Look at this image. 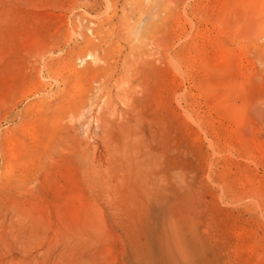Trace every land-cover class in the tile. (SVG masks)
Returning a JSON list of instances; mask_svg holds the SVG:
<instances>
[{
  "label": "rangeland",
  "instance_id": "1",
  "mask_svg": "<svg viewBox=\"0 0 264 264\" xmlns=\"http://www.w3.org/2000/svg\"><path fill=\"white\" fill-rule=\"evenodd\" d=\"M260 1L0 0V264H163L182 197L215 264H264Z\"/></svg>",
  "mask_w": 264,
  "mask_h": 264
},
{
  "label": "bare ground",
  "instance_id": "2",
  "mask_svg": "<svg viewBox=\"0 0 264 264\" xmlns=\"http://www.w3.org/2000/svg\"><path fill=\"white\" fill-rule=\"evenodd\" d=\"M256 1V0H255ZM260 3H262V6H261V9L264 10V0ZM259 3V4H260ZM261 11V10H260ZM259 11V12H260ZM262 12V11H261ZM264 13V11H263ZM262 13V15H263ZM261 14V13H260ZM263 22V20H262ZM261 23V22H260ZM125 26L128 30V34L131 38V40H134L135 41V44H134V50L135 51H139V48H140V38L139 36H137L134 32V27H132L129 23H125ZM263 29V28H262ZM84 74V73H83ZM121 89V88H120ZM129 91V89H128ZM127 92V90H126ZM131 92V91H129ZM118 94V93H117ZM225 96V95H224ZM125 97V96H123ZM127 97V96H126ZM150 125V123H149ZM154 129V128H153ZM150 133V131H149ZM154 133V132H153ZM127 137L129 136H126L124 139H126ZM133 138V136H132ZM159 139V138H158ZM140 140V139H139ZM138 140V141H139ZM143 140V139H142ZM151 141V139H150ZM140 142V141H139ZM129 143V141H128ZM152 143V142H151ZM122 144H123V141H122ZM134 144V143H133ZM141 144H144V142H142ZM124 145V144H123ZM131 146V145H130ZM138 146V145H137ZM122 147V146H121ZM124 147V146H123ZM136 147V146H135ZM137 148V147H136ZM124 149V148H123ZM134 149V147H133ZM122 150V149H121ZM136 150V149H135ZM123 151V150H122ZM141 151V150H140ZM140 154V153H139ZM137 155V154H136ZM121 157V156H120ZM139 157V156H138ZM145 157V156H144ZM114 158V156H113ZM117 158V157H116ZM131 158V156H130ZM122 160V159H121ZM132 160V159H131ZM125 161V160H123ZM130 161V160H129ZM121 165V164H120ZM145 165V164H144ZM128 166V165H127ZM160 166V164L158 165V167ZM125 167V166H124ZM162 167V166H161ZM184 167V166H183ZM140 168V167H139ZM160 168V167H159ZM172 168V167H171ZM188 169V167H187ZM191 169V168H190ZM174 170V169H173ZM122 171V170H121ZM133 171V170H132ZM147 171V170H146ZM152 171V170H151ZM180 171V170H179ZM134 172V171H133ZM171 172V171H170ZM182 172L183 169H182ZM120 172H118L119 174ZM148 173V172H147ZM163 173V172H161ZM121 174H123V172H121ZM153 174V173H152ZM151 174V175H152ZM159 174V171L157 172V175ZM168 174V173H167ZM183 174V173H182ZM156 175V176H157ZM160 175V174H159ZM169 175V174H168ZM187 175V174H186ZM126 176V175H125ZM124 176V177H125ZM132 176V175H131ZM181 176V174H180ZM185 176V175H184ZM191 176V174H190ZM127 177V176H126ZM162 177V176H161ZM186 177V176H185ZM132 178V177H131ZM160 178V177H159ZM122 179V178H121ZM120 179V180H121ZM127 179V178H126ZM166 179V177H165ZM183 180H186V179H183ZM123 181V180H122ZM167 181V180H166ZM158 182V181H157ZM162 182V181H161ZM185 182V181H184ZM187 182V181H186ZM121 183V182H120ZM123 183V182H122ZM156 183V182H155ZM167 183H170L169 181H167ZM119 184V183H118ZM122 185V184H121ZM130 185V184H129ZM172 185V183H171ZM124 186V185H122ZM147 186H150V185H147ZM146 186V187H147ZM119 187V186H118ZM162 188V185L160 186ZM166 188V187H165ZM154 189V188H153ZM164 189V187H163ZM168 189V188H167ZM172 189V187H171ZM160 191H158V195L157 197L159 198L160 197V193H161V190L162 189H158ZM178 190V189H177ZM176 190V191H177ZM130 191V190H129ZM133 191V190H132ZM192 191V190H191ZM118 192V191H117ZM136 193V192H135ZM134 193V195H136ZM153 193V192H152ZM175 193V192H174ZM173 193V194H174ZM177 193V192H176ZM128 194V193H127ZM126 194V195H127ZM131 194V193H130ZM115 195V194H114ZM133 195V196H134ZM163 195V194H162ZM130 196V195H129ZM128 196V197H129ZM132 196V197H133ZM142 196V195H141ZM152 196V195H150ZM167 196V195H166ZM199 196V195H198ZM131 197V196H130ZM129 197V198H130ZM131 197V198H132ZM136 197V196H135ZM143 197V196H142ZM118 198V197H116ZM139 198V197H138ZM191 198L194 199V197L192 196ZM119 199V198H118ZM123 199V198H122ZM135 199V198H134ZM133 199V200H134ZM147 199V198H146ZM188 197L185 198V197H182L178 200L177 204L174 205L173 207L171 208H168L169 205H168V209L164 212V217H163V225H164V231L161 233H158L156 236H157V241H158V245H159V249H158V257L160 259V261L163 262V264H215V259H214V255L212 256L210 254V250H211V247L209 245V242H208V238L203 235V231L206 232L207 229L203 230L202 229V232L201 230L199 229L198 225L194 222L193 220V213L194 211L196 210V206L194 205H191L193 203H190L188 201ZM197 199V197H196ZM198 199H200L198 197ZM197 199V200H198ZM120 200H121V197H120ZM118 200V201H120ZM132 200V201H133ZM136 200V199H135ZM150 200V199H149ZM148 200V204H151V201ZM156 200V199H155ZM142 201V200H141ZM159 201V199L157 200ZM195 201V200H194ZM143 202V201H142ZM141 202V203H142ZM171 202V201H170ZM193 202V201H192ZM133 203H130V208H131V205ZM139 204V202H138ZM138 204H137V207H138ZM142 204H145L147 205V203H142ZM163 204V203H162ZM165 204V202H164ZM144 205V206H145ZM127 206V204H126ZM129 206V205H128ZM148 206V205H147ZM146 207V210H143V215L145 214V216H150L151 213H152V209H151V206L150 207ZM165 206V205H164ZM144 207V208H145ZM142 209V208H141ZM164 209V208H162ZM128 210H131V209H128ZM127 210V211H128ZM134 212V211H133ZM126 213V212H125ZM127 212V215H129ZM139 213V212H138ZM142 213V212H141ZM140 213V214H141ZM163 213V212H162ZM124 215V214H123ZM154 215V213H153ZM133 216V215H132ZM146 216V217H147ZM156 216V215H155ZM129 217V216H128ZM128 217L126 216V218L128 219ZM134 217V216H133ZM137 218V217H136ZM145 218V217H144ZM149 218V217H148ZM129 219H131V217H129ZM135 222V219L132 218ZM147 219V218H145ZM151 219V218H150ZM138 220V219H136ZM155 220V219H154ZM126 221V220H125ZM139 221V220H138ZM127 222V221H126ZM132 222V221H131ZM140 222V221H139ZM154 222V221H153ZM130 223V222H129ZM157 223V222H156ZM198 223V221H197ZM128 224V222H127ZM126 224V225H127ZM131 224V223H130ZM152 224V223H151ZM199 224V223H198ZM202 226V225H200ZM136 227V226H135ZM134 227V228H135ZM160 227V226H159ZM207 227V226H206ZM146 228V227H145ZM133 229V228H132ZM137 230V228H135ZM144 229V227H143ZM130 231V229H129ZM145 231V230H144ZM157 231V230H156ZM133 232V231H132ZM131 232V234H132ZM136 232V231H135ZM133 232V233H135ZM158 232V231H157ZM156 232V233H157ZM208 233V232H207ZM130 234V233H129ZM152 234V233H151ZM147 235V234H146ZM150 235V234H149ZM148 236V235H147ZM154 236V235H153ZM132 237V236H130ZM134 237V236H133ZM149 237V236H148ZM209 237V236H208ZM136 239V238H135ZM138 239V238H137ZM140 239V238H139ZM156 239V238H155ZM210 239V238H209ZM168 241L166 244H164L162 241ZM134 241V239H133ZM136 241V240H135ZM138 241V240H137ZM211 242V240H210ZM157 243V242H156ZM134 244V243H133ZM155 245V244H154ZM156 245V246H158ZM134 246L137 247L136 249V252L137 254L140 256V260L141 259H152V255H150L149 251L147 248H144L142 245L138 244V243H135ZM146 247V246H145ZM213 247V246H212ZM153 248V247H152ZM158 248V247H157ZM156 248V249H157ZM214 248V247H213ZM154 249V248H153ZM152 249V250H153ZM153 252V251H152ZM214 253V252H213ZM155 256V255H154ZM155 259V257H154ZM153 259V260H154ZM157 259V258H156ZM152 260V261H153ZM148 261V260H147ZM156 262V261H155ZM153 263V262H152Z\"/></svg>",
  "mask_w": 264,
  "mask_h": 264
}]
</instances>
